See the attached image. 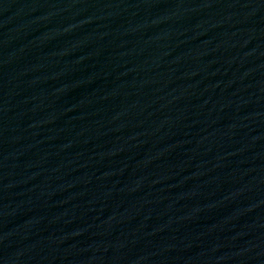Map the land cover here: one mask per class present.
I'll use <instances>...</instances> for the list:
<instances>
[{
	"label": "water",
	"instance_id": "water-1",
	"mask_svg": "<svg viewBox=\"0 0 264 264\" xmlns=\"http://www.w3.org/2000/svg\"><path fill=\"white\" fill-rule=\"evenodd\" d=\"M0 264H264V0H0Z\"/></svg>",
	"mask_w": 264,
	"mask_h": 264
}]
</instances>
